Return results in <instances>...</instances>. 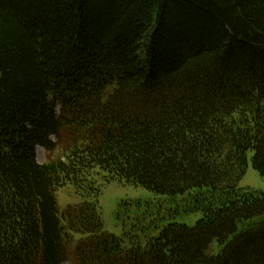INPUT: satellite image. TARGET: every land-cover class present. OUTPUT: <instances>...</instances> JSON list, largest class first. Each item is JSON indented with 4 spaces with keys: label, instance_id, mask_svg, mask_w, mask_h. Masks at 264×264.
<instances>
[{
    "label": "trees",
    "instance_id": "trees-1",
    "mask_svg": "<svg viewBox=\"0 0 264 264\" xmlns=\"http://www.w3.org/2000/svg\"><path fill=\"white\" fill-rule=\"evenodd\" d=\"M250 151L264 177V0H0V264H264ZM95 173L201 218L126 246L58 211Z\"/></svg>",
    "mask_w": 264,
    "mask_h": 264
},
{
    "label": "rangeland",
    "instance_id": "rangeland-1",
    "mask_svg": "<svg viewBox=\"0 0 264 264\" xmlns=\"http://www.w3.org/2000/svg\"><path fill=\"white\" fill-rule=\"evenodd\" d=\"M52 139L56 141L54 137ZM63 143V140L56 141L51 151L37 147L38 162L45 163L62 155ZM252 154L250 151L247 155V167L238 187L264 194V177L253 168ZM103 175L95 173L92 176L94 186L99 189L97 194L85 186L76 187L69 181L58 187L55 198L59 213L68 205L94 202L102 218L103 230L120 237L126 246H133L135 243L144 246L150 237L157 236L162 227L169 223L192 227L201 218L198 211L186 215L172 211L176 204L168 196L156 194L139 185L124 184L116 180L105 182ZM217 250L218 248L214 253Z\"/></svg>",
    "mask_w": 264,
    "mask_h": 264
}]
</instances>
